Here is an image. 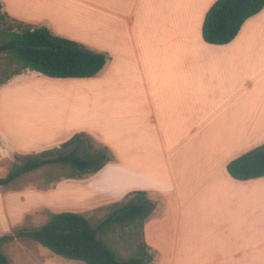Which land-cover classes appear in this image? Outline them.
<instances>
[{
	"label": "crops",
	"instance_id": "obj_1",
	"mask_svg": "<svg viewBox=\"0 0 264 264\" xmlns=\"http://www.w3.org/2000/svg\"><path fill=\"white\" fill-rule=\"evenodd\" d=\"M215 1L0 0L8 16L70 28L107 57L91 78L21 75L62 87L50 107L57 121L42 87L27 91L36 105L21 112L2 103L1 85L0 144L17 155L78 131L99 136L117 159L78 192L89 187L92 208L115 192H146V264H264V176L240 181L226 170L264 143V7L231 41L211 44L201 30Z\"/></svg>",
	"mask_w": 264,
	"mask_h": 264
},
{
	"label": "trees",
	"instance_id": "obj_2",
	"mask_svg": "<svg viewBox=\"0 0 264 264\" xmlns=\"http://www.w3.org/2000/svg\"><path fill=\"white\" fill-rule=\"evenodd\" d=\"M263 7L264 0H216L204 16L203 40L211 44L228 43L243 22ZM106 58L103 51L86 48L46 27H34L8 16L0 3V71L2 66L16 63L21 69L49 78H91L103 68ZM112 161L107 146L94 147L87 132L78 131L59 146L43 149L24 160L15 155L6 174L0 177V186L46 165L83 175L96 173ZM226 170L240 181L263 177L264 143L230 160ZM128 195L127 202L114 207L95 224L85 214L61 211L50 214L36 228L0 236V264H9L3 244L14 238L29 239L53 254L84 264H146L152 255L143 241L142 224L152 204L144 190H132ZM130 225L139 226L140 241L133 254L121 256L105 237L108 232L122 231Z\"/></svg>",
	"mask_w": 264,
	"mask_h": 264
},
{
	"label": "rangeland",
	"instance_id": "obj_3",
	"mask_svg": "<svg viewBox=\"0 0 264 264\" xmlns=\"http://www.w3.org/2000/svg\"><path fill=\"white\" fill-rule=\"evenodd\" d=\"M33 26L46 27L49 30L53 28L51 25L44 26L38 25V23ZM63 29L65 30L63 32H56L55 30L51 32L80 42L86 48L91 49L87 43H83L72 37L75 35L72 29ZM2 69L3 71H0V86L6 83V91L2 99L3 104L14 107L18 106L17 108L22 112L31 102L35 104L33 101L34 96L30 97L27 91L32 87H42L40 89L46 92L47 97L42 99L41 104L46 106L49 111L51 110V117H53L54 121L60 118L50 107L58 104L56 93L62 87L51 85L50 83L38 85L35 83H25L26 78L21 75L24 72L26 74L30 73V70L21 69L16 63L7 67L2 66ZM39 75L43 78H49L41 74ZM67 87H73L75 90H86L87 84ZM21 112L20 114L22 115ZM87 135L90 137L94 147L101 148L107 146L113 160L112 162L116 161L115 153L99 136L89 132H87ZM9 143L8 141L6 145L0 144V158L4 156L3 161L0 160V177L6 174L14 161L15 154L11 155L10 151L13 148ZM59 145L60 143L51 145L49 148ZM40 151V149L32 148L20 151L17 155L21 160H24ZM94 176L95 173L76 175L68 168L46 165L21 175L6 186H0V236L15 234L19 229L31 230L36 228L43 224L50 214L61 211H73L85 214L95 224L114 207L129 200L128 193L130 190L122 194L115 192L112 195L114 197L105 199L108 203H101L96 208H92L95 205L93 202L98 199H90L92 195L89 194L93 193L89 192L88 186H86L85 191L78 192L77 184L85 185ZM108 179H110V175ZM115 179L120 182V177L115 176ZM118 182L114 184L120 186ZM110 200L113 202H109ZM105 238L119 255L129 256L134 253L136 243L140 241L139 226L130 225L126 226L122 231L108 232ZM3 251L9 260V264H84L81 261L69 260L53 254L47 248L26 238H14L5 242L3 244Z\"/></svg>",
	"mask_w": 264,
	"mask_h": 264
}]
</instances>
